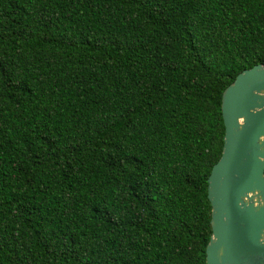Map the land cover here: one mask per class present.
<instances>
[{"label":"trees","instance_id":"16d2710c","mask_svg":"<svg viewBox=\"0 0 264 264\" xmlns=\"http://www.w3.org/2000/svg\"><path fill=\"white\" fill-rule=\"evenodd\" d=\"M264 0H0V264H206L224 90Z\"/></svg>","mask_w":264,"mask_h":264},{"label":"water","instance_id":"95a60500","mask_svg":"<svg viewBox=\"0 0 264 264\" xmlns=\"http://www.w3.org/2000/svg\"><path fill=\"white\" fill-rule=\"evenodd\" d=\"M222 154L207 180L206 264H264V65L222 93Z\"/></svg>","mask_w":264,"mask_h":264}]
</instances>
